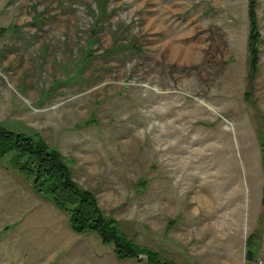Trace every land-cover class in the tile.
Masks as SVG:
<instances>
[{"label": "rangeland", "instance_id": "rangeland-1", "mask_svg": "<svg viewBox=\"0 0 264 264\" xmlns=\"http://www.w3.org/2000/svg\"><path fill=\"white\" fill-rule=\"evenodd\" d=\"M0 0V122L58 149L130 239L264 264V0ZM0 159V264H149ZM248 250L253 259H247Z\"/></svg>", "mask_w": 264, "mask_h": 264}, {"label": "trees", "instance_id": "trees-1", "mask_svg": "<svg viewBox=\"0 0 264 264\" xmlns=\"http://www.w3.org/2000/svg\"><path fill=\"white\" fill-rule=\"evenodd\" d=\"M255 0L250 4V48L253 67L259 53L258 15ZM14 153L11 164L30 182L38 194L50 199L69 216L71 228L79 233L95 232L104 244L113 245L120 259L147 256L149 264H175L161 262L157 253L141 247L122 232L118 222L106 217L92 191L83 188L73 179V171L67 157L58 149L36 135L9 129L0 122V159Z\"/></svg>", "mask_w": 264, "mask_h": 264}, {"label": "water", "instance_id": "water-1", "mask_svg": "<svg viewBox=\"0 0 264 264\" xmlns=\"http://www.w3.org/2000/svg\"><path fill=\"white\" fill-rule=\"evenodd\" d=\"M247 259L248 260H252L253 259V251L252 250H248Z\"/></svg>", "mask_w": 264, "mask_h": 264}]
</instances>
